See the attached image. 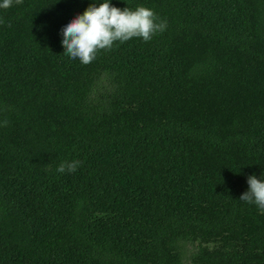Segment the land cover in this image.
Returning <instances> with one entry per match:
<instances>
[{"label": "trees", "instance_id": "obj_1", "mask_svg": "<svg viewBox=\"0 0 264 264\" xmlns=\"http://www.w3.org/2000/svg\"><path fill=\"white\" fill-rule=\"evenodd\" d=\"M103 2L0 8V264H264V0H111L167 27L84 65Z\"/></svg>", "mask_w": 264, "mask_h": 264}, {"label": "clouds", "instance_id": "obj_2", "mask_svg": "<svg viewBox=\"0 0 264 264\" xmlns=\"http://www.w3.org/2000/svg\"><path fill=\"white\" fill-rule=\"evenodd\" d=\"M23 4V0H2L0 8L8 9L13 4ZM153 10L137 7L134 11L128 7L120 9L112 6L111 0H105L98 7L93 4L82 15L76 16L62 30L64 54L79 59L84 65L91 64L100 50H111L117 41L123 43L132 38L150 41L157 33H162L167 22H158ZM7 121H5V125ZM79 161L61 164L60 173L75 172ZM249 190L240 197L241 201L255 204L264 212V180L255 175L248 178Z\"/></svg>", "mask_w": 264, "mask_h": 264}]
</instances>
